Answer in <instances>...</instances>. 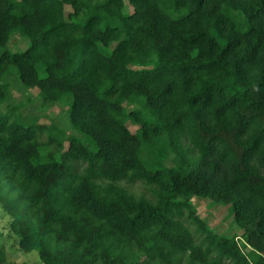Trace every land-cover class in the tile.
I'll return each instance as SVG.
<instances>
[{
	"label": "trees",
	"instance_id": "16d2710c",
	"mask_svg": "<svg viewBox=\"0 0 264 264\" xmlns=\"http://www.w3.org/2000/svg\"><path fill=\"white\" fill-rule=\"evenodd\" d=\"M55 103L71 133L40 122ZM0 238L41 264H264V0H0Z\"/></svg>",
	"mask_w": 264,
	"mask_h": 264
},
{
	"label": "rangeland",
	"instance_id": "374dc122",
	"mask_svg": "<svg viewBox=\"0 0 264 264\" xmlns=\"http://www.w3.org/2000/svg\"><path fill=\"white\" fill-rule=\"evenodd\" d=\"M27 45V40L19 33L15 32L11 34V37L7 43V49L9 51L23 49ZM10 93L15 102L26 103L37 106L40 104V99L36 97V90H29L16 80L11 79L9 85ZM31 99V100H29ZM27 108V107H26ZM26 113V109H22ZM43 117L40 119L41 123H49L50 121H57L61 126H65L66 130L71 133L69 124L67 123V109H65L63 103H55L43 108L40 111ZM128 127L131 130L136 128L135 125L128 123ZM84 140V139H82ZM144 186L139 182L131 185V190L135 192H142ZM193 205L197 210V213L202 217L217 233L222 235L236 234L240 235L241 230L238 229L233 223V215L229 212V205H223L220 203H214L207 198H196L193 200ZM0 238V245L4 240ZM4 248L7 251L9 264H41L34 256V252L23 253L17 251L11 246V241L3 243Z\"/></svg>",
	"mask_w": 264,
	"mask_h": 264
}]
</instances>
